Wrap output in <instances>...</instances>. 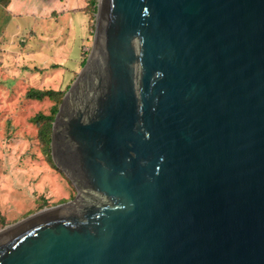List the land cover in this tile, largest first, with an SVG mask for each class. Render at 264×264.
<instances>
[{
	"label": "water",
	"instance_id": "obj_1",
	"mask_svg": "<svg viewBox=\"0 0 264 264\" xmlns=\"http://www.w3.org/2000/svg\"><path fill=\"white\" fill-rule=\"evenodd\" d=\"M51 146L82 196L0 264H264V0H98Z\"/></svg>",
	"mask_w": 264,
	"mask_h": 264
},
{
	"label": "rangeland",
	"instance_id": "obj_2",
	"mask_svg": "<svg viewBox=\"0 0 264 264\" xmlns=\"http://www.w3.org/2000/svg\"><path fill=\"white\" fill-rule=\"evenodd\" d=\"M97 13L98 0L0 3V231L79 196L45 135L90 57Z\"/></svg>",
	"mask_w": 264,
	"mask_h": 264
},
{
	"label": "trees",
	"instance_id": "obj_3",
	"mask_svg": "<svg viewBox=\"0 0 264 264\" xmlns=\"http://www.w3.org/2000/svg\"><path fill=\"white\" fill-rule=\"evenodd\" d=\"M10 0H0V3H8ZM61 92L59 91H53V90H47V91H41V90H31L28 92V96L31 99L34 100H43L45 97H53L54 95H59ZM58 110H55L54 113L57 114ZM44 119L45 117L41 114L35 117V120L38 119ZM51 128V127H50ZM47 138V143L51 142V131L45 135Z\"/></svg>",
	"mask_w": 264,
	"mask_h": 264
},
{
	"label": "flooded vegetation",
	"instance_id": "obj_4",
	"mask_svg": "<svg viewBox=\"0 0 264 264\" xmlns=\"http://www.w3.org/2000/svg\"><path fill=\"white\" fill-rule=\"evenodd\" d=\"M54 161V160H53ZM55 163V162H54ZM64 172V171H63ZM65 173V172H64ZM66 174V173H65ZM66 176L68 177V179L75 185V187H76V189H77V191L79 192V190H78V188H77V186H76V184H75V182H74V180L68 175V174H66ZM79 195L80 196H82L80 193H79ZM79 197V196H78ZM78 200V198H76L75 199V201H77Z\"/></svg>",
	"mask_w": 264,
	"mask_h": 264
}]
</instances>
